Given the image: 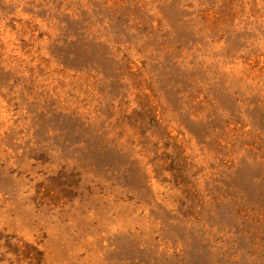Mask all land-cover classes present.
<instances>
[{
	"label": "rangeland",
	"instance_id": "rangeland-1",
	"mask_svg": "<svg viewBox=\"0 0 264 264\" xmlns=\"http://www.w3.org/2000/svg\"><path fill=\"white\" fill-rule=\"evenodd\" d=\"M0 264H264V0H0Z\"/></svg>",
	"mask_w": 264,
	"mask_h": 264
}]
</instances>
